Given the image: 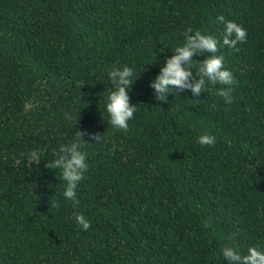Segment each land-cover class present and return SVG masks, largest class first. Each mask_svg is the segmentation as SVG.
Instances as JSON below:
<instances>
[{"label": "trees", "instance_id": "trees-1", "mask_svg": "<svg viewBox=\"0 0 264 264\" xmlns=\"http://www.w3.org/2000/svg\"><path fill=\"white\" fill-rule=\"evenodd\" d=\"M220 14L247 30L218 48L232 102L220 84L156 100L149 81L184 30L220 40ZM123 64L138 74L127 130L105 108ZM77 130L73 206L50 162ZM225 245L264 249V0H0V264H227Z\"/></svg>", "mask_w": 264, "mask_h": 264}, {"label": "clouds", "instance_id": "clouds-1", "mask_svg": "<svg viewBox=\"0 0 264 264\" xmlns=\"http://www.w3.org/2000/svg\"><path fill=\"white\" fill-rule=\"evenodd\" d=\"M216 21L224 26L220 40L213 34L193 30L191 27L184 30L183 42L175 46L173 55L164 57L158 73L149 81L156 100L166 101L169 94L180 93L185 89H191L192 95L198 97L209 84H220L224 87L218 88L216 94L223 97L225 103L232 102L235 77L225 66L224 56L222 53L218 54V48H236L238 43L247 39V30L222 14L217 15ZM205 52L210 55H205L203 60L193 59L194 55H203ZM107 75L113 85L105 104L109 117L107 121L115 128L127 130L129 121L137 110V104L130 102L129 89L138 74L134 67L123 64L113 65ZM66 116L72 119L70 115ZM84 134L77 130L70 142L61 144L59 150H54L55 158L50 162L51 168L61 170L66 181L63 196L73 206L79 204L77 187L88 168L86 152L82 150V142H86L82 139ZM89 135L98 140L96 134ZM197 139L201 146H212L216 143V136L207 132L199 135ZM74 219L82 230L90 227V220L84 214L75 213ZM220 251L227 264H264V249L259 247L249 246L247 252L242 253L232 245H225Z\"/></svg>", "mask_w": 264, "mask_h": 264}]
</instances>
